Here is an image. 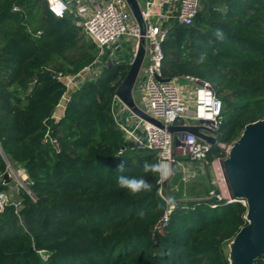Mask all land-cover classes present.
Segmentation results:
<instances>
[{
    "label": "trees",
    "instance_id": "16d2710c",
    "mask_svg": "<svg viewBox=\"0 0 264 264\" xmlns=\"http://www.w3.org/2000/svg\"><path fill=\"white\" fill-rule=\"evenodd\" d=\"M201 4L191 24L168 22L162 73L207 81L222 100L213 159L264 118V0ZM99 54L74 15H56L49 0H0V192L10 188L2 183L10 162L25 169L33 194L20 188L0 211V264H230L225 246L247 224L248 206L202 197L214 187L209 171L155 229L169 204L161 174L143 164L160 163L158 151L126 144L113 111L130 63L84 80L54 116L67 91L59 74H76ZM119 175L142 177L151 191L120 188Z\"/></svg>",
    "mask_w": 264,
    "mask_h": 264
},
{
    "label": "built area",
    "instance_id": "2783aa9c",
    "mask_svg": "<svg viewBox=\"0 0 264 264\" xmlns=\"http://www.w3.org/2000/svg\"><path fill=\"white\" fill-rule=\"evenodd\" d=\"M59 2L64 7L61 10L62 14L58 16H64L66 12L72 13L75 17V23L83 28L85 33L100 49L98 59L82 71L76 74H59L58 79L63 81L67 86L65 96L68 91L71 90L72 92L75 90L87 78H94L107 66L116 62L118 63V61L109 59V57L105 61H102V57L105 56V49L117 48L120 46L121 40L126 38L127 40H133L136 44L137 52L142 32L127 0H59ZM75 2L76 4H74ZM49 3L51 10L56 14V11L53 10L56 7V0H49ZM166 3L171 8L168 11H162ZM201 6V0H148L145 7L142 8L143 18L146 23V32L144 34L146 56L149 53L150 58L148 65L145 66V56L136 83L143 93L145 108L138 106L147 114L160 121L162 125H157L137 116L117 94L114 99V103L116 100H121L137 119L136 124L131 127L128 122L120 120L117 113L114 112L120 128L125 133L126 139L131 142L132 147H148L157 150L160 163L168 166V175H161L159 180L161 184L160 193L166 201L171 199L172 204H169L163 217L155 225V229L160 232L163 231L164 226L169 222L170 214L178 202V200L170 195L166 182H168L174 168L183 167V163L179 157L181 155H185L192 162H200L203 165L212 166V185L214 187L205 198H214L216 202L221 200L238 201L233 197L231 192L224 165L226 157L216 156L210 159L209 154L212 144L207 140L192 132L173 133L169 129L171 125H191L188 124L187 119L196 120L198 124H201V120H208L210 123H203L206 129H202V132L217 136L222 112V100L216 95L209 82L204 80L201 82V79L185 76V79L200 86L198 88L195 111L189 114L179 85L173 79L171 81H160L158 79V76L164 77L162 73V60L164 56L162 42L165 40L168 32L169 24L167 23L172 18H176L180 23L191 24L201 10ZM113 58L115 59L116 57ZM72 86L73 88L71 89ZM71 92L68 94L66 101L69 100ZM61 102L58 106L61 105ZM213 131H216V134ZM177 139L180 140L179 144L176 143ZM228 145L221 144L226 152ZM7 166L11 169V171L7 170L11 177L12 172L15 174L16 170L10 162L7 163ZM18 170L22 179V187L33 197L25 169L19 168ZM2 182L5 183L4 179H2ZM242 202L246 204V201ZM9 203V195L5 192H0V204L5 206ZM215 205L216 203L213 204V206ZM45 258H47L46 255Z\"/></svg>",
    "mask_w": 264,
    "mask_h": 264
},
{
    "label": "water",
    "instance_id": "95a60500",
    "mask_svg": "<svg viewBox=\"0 0 264 264\" xmlns=\"http://www.w3.org/2000/svg\"><path fill=\"white\" fill-rule=\"evenodd\" d=\"M127 2L141 27L142 37L129 71L117 89V95L137 116L162 125L160 121L143 111L134 98V88L146 56L144 38L146 23L139 0ZM158 79L171 81V78L159 76ZM200 123L186 126L171 125L169 129L173 133L192 132L211 144L218 143L216 135L202 132V129H206L203 123L209 124L210 121L201 120ZM213 133L216 134V131ZM176 143L179 144L180 140L177 139ZM55 146L58 148L57 142ZM224 165L233 197L239 201H246L248 206L247 224L230 242L229 261L230 264H256L260 257H264V118L248 123L241 136L228 145ZM3 179L5 183L10 182L9 172L4 174ZM3 209L4 206L0 204V211Z\"/></svg>",
    "mask_w": 264,
    "mask_h": 264
},
{
    "label": "crops",
    "instance_id": "0c3cea01",
    "mask_svg": "<svg viewBox=\"0 0 264 264\" xmlns=\"http://www.w3.org/2000/svg\"><path fill=\"white\" fill-rule=\"evenodd\" d=\"M78 1H82V0H78ZM147 1L148 0H144V3H142L141 0H139L141 8L145 7ZM74 4H76V2ZM170 8L171 7L169 6V4L166 3L165 6L162 8V11H168ZM126 42L130 43L129 52H127L126 55H122V57H119V56L116 55L115 59L112 58L111 56L110 57L109 56H107V57L105 56V58L109 57V59L111 58L112 60L118 61V62H122V60L119 61V58H122V59L125 60L123 62L131 63L133 61L134 57H135V54H136V44L133 42V40H127L126 39ZM182 79L184 80V82L182 81ZM173 81L176 82L179 85V87H180L182 96H183L184 101H185V103L187 105V108H188V113L189 114L193 113L195 111V108H196V101H197V96H198V88L200 87L199 84L191 82L190 80H187L184 77L174 78ZM141 94H142V101L144 102L143 93L141 92ZM64 110H65V107H64V109H60L59 106H58L56 111H55L54 116L56 118H60L63 115ZM113 110H114L115 113H117V116L119 117L120 120L128 122L131 125V127H133L136 124L137 119L133 116V113L127 108V106L121 100H116V102L114 103V106H113ZM56 112L59 113L60 115L56 116ZM186 121L188 122V124L196 125V124L190 123L189 119H187ZM124 136H125V133H124ZM125 142H126V144L132 146L131 142L129 140H127L126 137H125ZM181 161L183 163V165H182L183 167L174 168L172 175L168 179L169 185L170 184L171 185L174 184V181L177 178V175L179 173L189 172L191 174L190 176H192L194 174L197 175V176L201 175V173H200L201 169H202L201 167H203L202 163H200V162H192L187 157L185 159L181 158ZM199 163L202 164V166L201 165L199 166ZM192 165H196V168L193 167V169L190 170L192 168ZM204 166L210 167L211 170H212V173H213V169H212L211 165H206L205 164ZM197 171H199V174H197ZM202 171H203V169H202ZM186 176H187V174H185L184 179L187 178ZM190 176H189V178H190ZM212 179H213V176H212ZM211 183H212V180H211ZM183 195H184V197H182L181 199L189 198L187 196V194L183 193Z\"/></svg>",
    "mask_w": 264,
    "mask_h": 264
},
{
    "label": "rangeland",
    "instance_id": "374dc122",
    "mask_svg": "<svg viewBox=\"0 0 264 264\" xmlns=\"http://www.w3.org/2000/svg\"><path fill=\"white\" fill-rule=\"evenodd\" d=\"M142 3H144V0H141ZM129 48H130V43L129 42H126V39H122L121 42H120V46H118L117 48H107L105 49V56H111L112 58L115 57L116 55L119 56V57H122V55H126L127 52H129ZM105 56L102 57V61H105ZM149 58H150V54L148 53L147 56H146V60L144 62V65L147 66L148 63H149ZM125 61L124 59L122 58H119V61ZM182 81L184 82V80L182 79ZM73 88V86L71 87V89ZM71 92L68 91L67 94L64 96V98L62 99V102H61V105L59 106L60 109H64L65 107V104H66V100H67V97H68V94ZM134 98H135V101L136 103L140 106V107H144V103L142 101V94H141V91L139 89V87L136 85L135 88H134ZM145 108V107H144ZM60 114L56 112V116H59ZM190 123L192 124H197L198 121L196 120H189ZM180 158L182 159H185V155H181L179 156ZM202 166V164L199 163V166ZM207 165V164H206ZM194 168H196V165H192V168L190 170H192ZM15 168L16 172L15 174L12 172V175H11V185H10V188L9 190L7 191V193L9 194L10 198L11 199H16L17 196H18V193H19V190L20 188H23L21 183H22V179H21V175L18 173L19 172V168H16V167H13ZM203 169H201V175L197 176V175H192L190 176L191 174L189 172H184V173H179L177 175V178L175 179L174 181V184L173 185H169V181L166 182L167 186H168V189H169V193L170 195L175 198L176 200H179V198H182L184 197L183 193L185 194H188L190 188H191V184H194L196 183V180L198 181L203 175H206L207 172L209 171V173H211V177L213 176V173H212V170L210 167L207 168V166H204L201 167ZM9 171H11L10 168H8ZM195 172V171H194ZM185 174H187V178L184 179L185 177ZM197 174H199V171H197ZM190 176V178H189ZM182 190V191H181ZM202 197H206V195L202 196ZM225 251L226 253L229 255L230 253V242L226 244L225 246Z\"/></svg>",
    "mask_w": 264,
    "mask_h": 264
},
{
    "label": "clouds",
    "instance_id": "9594fccd",
    "mask_svg": "<svg viewBox=\"0 0 264 264\" xmlns=\"http://www.w3.org/2000/svg\"><path fill=\"white\" fill-rule=\"evenodd\" d=\"M64 5L59 2V0H56V7L53 9L56 11L57 15L62 14V9ZM214 35L218 40L224 39V33L221 29H216L214 32ZM206 59V53H202L199 62H203ZM123 153H119L117 156H122ZM125 171L124 162L121 161V163L117 166V172L123 173ZM143 171L145 173H160L162 176H167L169 173L168 166L163 163H148L145 162L143 164ZM117 184L120 188H126L131 193H139V192H149L151 191V184L144 178H137V177H128L125 175H119L117 177ZM168 204H172V200H167ZM138 215L143 218L144 212L141 210Z\"/></svg>",
    "mask_w": 264,
    "mask_h": 264
}]
</instances>
